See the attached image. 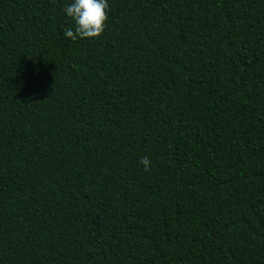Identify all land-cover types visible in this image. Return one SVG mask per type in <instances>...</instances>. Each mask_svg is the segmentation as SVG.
I'll return each mask as SVG.
<instances>
[{"label": "trees", "instance_id": "1", "mask_svg": "<svg viewBox=\"0 0 264 264\" xmlns=\"http://www.w3.org/2000/svg\"><path fill=\"white\" fill-rule=\"evenodd\" d=\"M73 2L0 0V264H264V0Z\"/></svg>", "mask_w": 264, "mask_h": 264}, {"label": "clouds", "instance_id": "2", "mask_svg": "<svg viewBox=\"0 0 264 264\" xmlns=\"http://www.w3.org/2000/svg\"><path fill=\"white\" fill-rule=\"evenodd\" d=\"M109 5L107 0H74L64 8L66 16L75 23L74 30L66 29L64 35L73 42L77 39L99 38L108 20ZM140 163L145 171L150 169L151 161L147 156Z\"/></svg>", "mask_w": 264, "mask_h": 264}]
</instances>
